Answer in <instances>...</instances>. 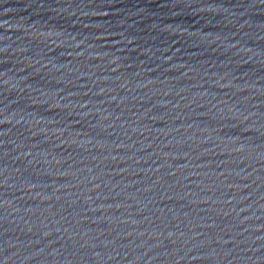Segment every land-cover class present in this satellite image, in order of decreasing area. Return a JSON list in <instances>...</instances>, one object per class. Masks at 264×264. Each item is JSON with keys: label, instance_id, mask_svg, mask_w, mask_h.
<instances>
[{"label": "water", "instance_id": "water-1", "mask_svg": "<svg viewBox=\"0 0 264 264\" xmlns=\"http://www.w3.org/2000/svg\"><path fill=\"white\" fill-rule=\"evenodd\" d=\"M0 264H264V0H0Z\"/></svg>", "mask_w": 264, "mask_h": 264}]
</instances>
